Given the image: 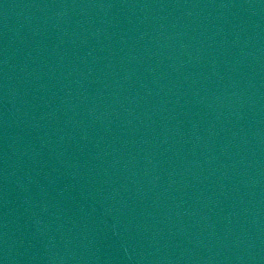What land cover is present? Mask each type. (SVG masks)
Here are the masks:
<instances>
[{
    "label": "water",
    "instance_id": "water-1",
    "mask_svg": "<svg viewBox=\"0 0 264 264\" xmlns=\"http://www.w3.org/2000/svg\"><path fill=\"white\" fill-rule=\"evenodd\" d=\"M0 264H264V0H0Z\"/></svg>",
    "mask_w": 264,
    "mask_h": 264
}]
</instances>
